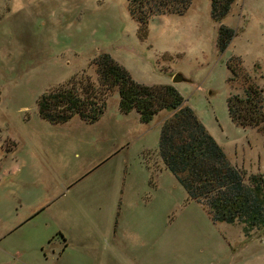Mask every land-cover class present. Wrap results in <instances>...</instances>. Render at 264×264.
Returning a JSON list of instances; mask_svg holds the SVG:
<instances>
[{
  "label": "rangeland",
  "instance_id": "1",
  "mask_svg": "<svg viewBox=\"0 0 264 264\" xmlns=\"http://www.w3.org/2000/svg\"><path fill=\"white\" fill-rule=\"evenodd\" d=\"M219 24L235 32L222 52ZM139 34L125 0H0V264H108L94 253L112 233L118 264H227L228 248L264 264V226L245 235L240 222H212L164 168L159 130L172 111L140 122L118 110L114 88L94 122L39 117L41 93L81 76L97 85L94 60L108 53L139 83L173 85L245 183L264 175V133L226 107L250 82L264 97V0H234L219 22L210 0H192ZM230 57L245 77L229 83Z\"/></svg>",
  "mask_w": 264,
  "mask_h": 264
},
{
  "label": "trees",
  "instance_id": "2",
  "mask_svg": "<svg viewBox=\"0 0 264 264\" xmlns=\"http://www.w3.org/2000/svg\"><path fill=\"white\" fill-rule=\"evenodd\" d=\"M127 10L145 36L150 17L182 14L192 0H125ZM234 0H210V17L219 22ZM235 32L223 24L217 27L216 48L222 52ZM97 85L87 77L69 80L45 91L36 100L40 118L56 124L77 115L94 122L105 110V99L114 88L118 92V110L135 111L140 122H150L160 110L172 111L159 130L157 152L164 168L181 185L191 200L201 203L212 222L243 224L248 229L264 226V175L251 174L245 183L241 173L228 161L222 148L208 133L191 107L171 84L146 85L132 79L127 70L108 53L94 60ZM227 81L245 77L239 60L228 58ZM229 119L241 127H256L264 133V97L255 84L247 83L243 94L226 98Z\"/></svg>",
  "mask_w": 264,
  "mask_h": 264
},
{
  "label": "crops",
  "instance_id": "3",
  "mask_svg": "<svg viewBox=\"0 0 264 264\" xmlns=\"http://www.w3.org/2000/svg\"><path fill=\"white\" fill-rule=\"evenodd\" d=\"M116 238H117L116 234L112 233V236H110L111 242L107 245V248L105 250H102V251L99 250V252L94 253V254H97V256L99 258L100 257H108L109 258L108 264H118V263H116V261H118L117 258L122 257L121 251H124V250H122V248L116 244V242H115ZM228 246L230 247V243H228ZM118 247H120V248H118ZM228 251H230V252H228ZM237 252H238V249L234 248V249L229 250V248H228L227 253H230L229 257H232V258H230V260H228L227 264H244L245 259L243 257H240L241 259H238L239 257H237V256H236V258H234V254H237ZM138 256H142V254H140ZM127 257L128 258L125 261L126 263H128V264H137L138 263L136 261H133V257H131V256L130 257L127 256ZM239 260L242 262H239ZM137 261H139L138 257H137ZM215 262H216L215 260L212 263L210 261H205V263H204V261H203L200 264H215ZM139 263L142 264L141 260ZM253 264H255V263H253Z\"/></svg>",
  "mask_w": 264,
  "mask_h": 264
},
{
  "label": "water",
  "instance_id": "4",
  "mask_svg": "<svg viewBox=\"0 0 264 264\" xmlns=\"http://www.w3.org/2000/svg\"><path fill=\"white\" fill-rule=\"evenodd\" d=\"M183 80V76L180 73H175L172 77V82H179Z\"/></svg>",
  "mask_w": 264,
  "mask_h": 264
}]
</instances>
